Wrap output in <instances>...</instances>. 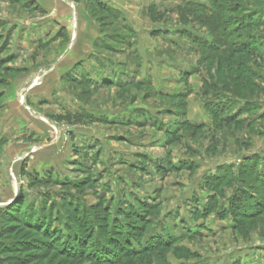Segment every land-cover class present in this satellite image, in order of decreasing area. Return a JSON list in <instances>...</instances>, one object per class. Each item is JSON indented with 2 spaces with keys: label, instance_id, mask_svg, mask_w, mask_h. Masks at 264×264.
<instances>
[{
  "label": "rangeland",
  "instance_id": "1",
  "mask_svg": "<svg viewBox=\"0 0 264 264\" xmlns=\"http://www.w3.org/2000/svg\"><path fill=\"white\" fill-rule=\"evenodd\" d=\"M78 3L98 36L74 67L78 77L56 88L52 63L42 62L57 51L54 32L41 29L51 19L36 0H0V210L20 194L72 225L91 217L102 239L121 228L143 242L170 239L117 264H264V185L253 173L264 166V22L229 35L264 0ZM249 38L247 52L225 54L227 42ZM68 202L84 206L79 215ZM23 206L18 197L16 210ZM9 220L0 219L1 240L22 244L0 259L30 254L38 264L33 239L42 238ZM84 226L87 251L95 239ZM97 263L84 255L52 264Z\"/></svg>",
  "mask_w": 264,
  "mask_h": 264
},
{
  "label": "trees",
  "instance_id": "2",
  "mask_svg": "<svg viewBox=\"0 0 264 264\" xmlns=\"http://www.w3.org/2000/svg\"><path fill=\"white\" fill-rule=\"evenodd\" d=\"M97 3V2H96ZM100 4V3H98ZM237 23V26H235V29H232L229 35L234 36L237 35L238 29L236 27H241L245 23L244 26H242L245 29L249 28H255L256 23H262L264 22V11L258 10L254 12H249L246 10L241 18L238 20H235ZM205 47L210 46L209 44L204 43ZM252 39L249 38L246 42L241 43H232L227 42L224 47L227 55L229 57H236V55H240L241 53H245L251 48L252 46ZM227 56V57H228ZM232 59V58H231ZM245 75V74H243ZM246 77V78H245ZM224 80L227 83L228 89H230V92L234 94V86L230 85L229 81H227V77H223ZM248 82V78L245 75L242 79V83L240 84V89H242L241 94L244 95L243 88L245 89V84ZM220 91V90H217ZM238 95V96H239ZM211 110V108H210ZM213 112L215 109L212 110ZM218 112V111H217ZM61 121H67L70 122V119L65 117L61 118ZM76 123H79V120H76ZM259 164V163H258ZM257 163L254 166L253 173H255V176H258V179L260 180V184L264 185V166L262 168V172L260 171V165ZM258 180V181H259ZM46 181H51L49 179H46ZM18 197L21 199V203L24 204L23 208L20 210H16L17 207V201ZM17 199L14 200L13 203L6 205L3 210H0V219H10L9 223H17L18 225H22L24 230L29 231L31 234L35 235V237H41V240L33 239V242L35 243L34 249L36 251H39L41 253L36 255V259L34 262H39L38 264H52L56 259L64 257L68 259H79L83 257L84 255H87L88 257H94L95 260L98 261L99 264H117V261L121 257H127L128 254H143V253H150V249L152 247H158L160 249H167L170 245V239L168 241L164 240V236L159 235L152 240H148L147 242H143L142 238H136V236H127L126 230L123 228L117 230L119 231V235L117 238H111L110 236H107V238H100V232L101 228L94 229L96 224L93 221L91 217L84 218V220L78 221L77 224L72 225L71 221H69L68 217L64 215L63 212H61L56 207L51 208L50 206L46 208L42 205L41 208H35L31 207L28 200H25L22 195L18 194L16 197ZM143 204V203H142ZM83 205H79L78 208H75V205L71 202H68L66 207L71 208L73 212L76 211V215L78 214V209ZM84 207V206H83ZM2 209V208H1ZM132 206V210H133ZM137 212V210H133ZM16 213V214H15ZM139 214L135 215L136 219H139ZM76 221V220H75ZM86 223L91 224V228L93 230H90L91 238L94 235L95 243L92 246V248L89 247L87 251L84 249L86 248V242L84 246H82L83 239L80 238L83 235H86L87 226H84ZM96 227V226H95ZM10 229V228H9ZM123 231V232H122ZM136 232H141V228H137L134 230ZM143 232V231H142ZM141 232V233H142ZM99 234V235H98ZM5 242V243H4ZM30 242L27 241L23 245H30ZM48 243V244H47ZM153 243H155L153 245ZM22 244V240H5L2 241L0 238V254L3 252L14 254L16 253L15 250L18 249V245ZM137 245L134 247V245ZM39 245V246H37ZM157 245V246H156ZM40 247V248H39ZM16 248V249H13ZM82 248V250H81ZM84 248V249H83ZM43 251H45L43 253ZM52 253V254H51ZM58 256H57V254ZM116 253V254H115ZM119 256L118 258H115L116 256ZM30 254L27 255V259H19L18 261L15 260V258H6L7 260H1L0 264H30ZM44 261V262H43ZM97 263V264H98Z\"/></svg>",
  "mask_w": 264,
  "mask_h": 264
},
{
  "label": "crops",
  "instance_id": "3",
  "mask_svg": "<svg viewBox=\"0 0 264 264\" xmlns=\"http://www.w3.org/2000/svg\"><path fill=\"white\" fill-rule=\"evenodd\" d=\"M40 3V10L42 12H46V16H48L51 20L48 21L44 25H42L41 29H44L43 34L48 35L49 31H53L56 36L54 40L55 48L52 55L46 57L42 62L46 63L47 66L50 67L52 63V69L48 71V79L52 78L56 80L55 85L57 87V83L61 80H74L78 77L80 71L78 69H74V67L80 63L81 57L80 55L84 52H87L88 48L91 44L97 39L98 33L95 29L89 25L87 22V16L85 15V9L82 8V5L79 4V0H36ZM57 17V21L53 18ZM60 19L61 23L58 22ZM48 39H43L41 46L47 43ZM52 49V50H53ZM34 51V50H33ZM64 54L63 58L56 62H53L56 54ZM50 64V65H49ZM29 66L19 67L22 75L17 79H21L28 74L29 67L32 66V63L27 64ZM79 67V66H78ZM77 68V67H76ZM59 80V81H58ZM58 81V82H57ZM45 85L42 84V86ZM41 89H44L42 88ZM54 86L49 90L50 92L54 91ZM34 84H31L27 91H31L33 89ZM48 90V89H47ZM15 103L13 104V108L15 113H19L21 111L20 107H15ZM35 127H38L37 124H34ZM38 129V128H37ZM36 128H31V133L37 134ZM55 161H48V167L52 166Z\"/></svg>",
  "mask_w": 264,
  "mask_h": 264
}]
</instances>
